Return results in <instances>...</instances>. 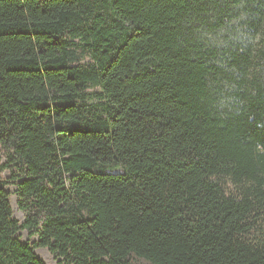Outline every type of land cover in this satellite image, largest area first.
<instances>
[{
	"label": "trees",
	"instance_id": "1",
	"mask_svg": "<svg viewBox=\"0 0 264 264\" xmlns=\"http://www.w3.org/2000/svg\"><path fill=\"white\" fill-rule=\"evenodd\" d=\"M37 248L264 264V0H0V264Z\"/></svg>",
	"mask_w": 264,
	"mask_h": 264
},
{
	"label": "rangeland",
	"instance_id": "2",
	"mask_svg": "<svg viewBox=\"0 0 264 264\" xmlns=\"http://www.w3.org/2000/svg\"><path fill=\"white\" fill-rule=\"evenodd\" d=\"M2 176L5 180H8L6 189L10 194L9 200L12 206L14 217L20 222H23L25 219V213L20 209L19 206L17 181L12 178V174L9 169L4 170ZM21 238L24 242H32L37 239L36 236L32 237L26 230L21 231ZM35 252L45 262V264H59V259H56L48 248H37Z\"/></svg>",
	"mask_w": 264,
	"mask_h": 264
}]
</instances>
